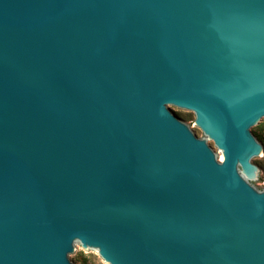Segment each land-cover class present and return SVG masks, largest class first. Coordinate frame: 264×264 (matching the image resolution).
Listing matches in <instances>:
<instances>
[{
    "label": "water",
    "instance_id": "1",
    "mask_svg": "<svg viewBox=\"0 0 264 264\" xmlns=\"http://www.w3.org/2000/svg\"><path fill=\"white\" fill-rule=\"evenodd\" d=\"M263 128L264 0H0V264H264Z\"/></svg>",
    "mask_w": 264,
    "mask_h": 264
},
{
    "label": "rangeland",
    "instance_id": "2",
    "mask_svg": "<svg viewBox=\"0 0 264 264\" xmlns=\"http://www.w3.org/2000/svg\"><path fill=\"white\" fill-rule=\"evenodd\" d=\"M171 109L180 116L195 132L200 138H204L202 132L194 126V115L193 113H179L171 107ZM254 137L264 145V128L260 131L254 130ZM264 172V159L256 164ZM264 190V187H263ZM74 264H107L103 262L100 256L81 248V256L73 261Z\"/></svg>",
    "mask_w": 264,
    "mask_h": 264
}]
</instances>
